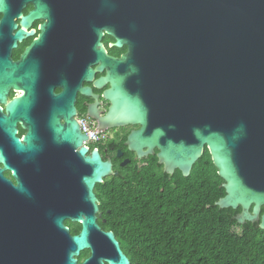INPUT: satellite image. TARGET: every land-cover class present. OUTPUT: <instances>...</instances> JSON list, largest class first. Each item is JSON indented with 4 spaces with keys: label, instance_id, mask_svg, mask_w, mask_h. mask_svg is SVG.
<instances>
[{
    "label": "water",
    "instance_id": "water-1",
    "mask_svg": "<svg viewBox=\"0 0 264 264\" xmlns=\"http://www.w3.org/2000/svg\"><path fill=\"white\" fill-rule=\"evenodd\" d=\"M97 12L103 22L111 14L116 47L128 45L109 57L97 31V70L105 72L97 87L108 86L109 103L97 131L138 125L127 150L137 160L155 155L169 175L189 176L207 150L225 192L215 205L239 208L238 224L264 230V0H98ZM12 77L0 56L2 103ZM24 89L0 115V264H130L97 223L94 188L117 175L111 161L98 151L85 156L86 148L70 157L64 146L81 137L51 119L44 133L31 127L20 141L15 120L32 124ZM65 221L80 231L71 234Z\"/></svg>",
    "mask_w": 264,
    "mask_h": 264
},
{
    "label": "flooded vegetation",
    "instance_id": "flooded-vegetation-1",
    "mask_svg": "<svg viewBox=\"0 0 264 264\" xmlns=\"http://www.w3.org/2000/svg\"><path fill=\"white\" fill-rule=\"evenodd\" d=\"M97 9L98 0H0V56L7 57L13 72L14 84L8 89L6 102L24 96V85L30 88L27 116L32 124L15 120L19 140L22 141L28 128L44 133L49 120H55L57 127L74 129L81 137L78 146H64L70 157L76 159V152L81 148H86L85 156L98 151L102 160L111 161L112 171L118 175L116 164L126 169L135 162L139 167L149 156L137 160L127 150L125 141L122 150L111 145L118 143L123 135L126 139L138 125L105 130L108 137L99 146L86 132L98 130V112L104 115L109 107L102 96L108 86L97 87V79L105 74L97 70L96 51L100 47L97 31L102 34L99 41L109 57L118 59L128 50L126 43L121 47L115 45L111 14L103 22L98 19ZM3 19L7 23L2 24ZM6 102H0V115L5 112ZM119 151L122 154L117 157ZM3 175L11 179L9 172L4 171ZM118 243L131 264L128 249ZM83 252L90 255L88 250Z\"/></svg>",
    "mask_w": 264,
    "mask_h": 264
},
{
    "label": "trees",
    "instance_id": "trees-1",
    "mask_svg": "<svg viewBox=\"0 0 264 264\" xmlns=\"http://www.w3.org/2000/svg\"><path fill=\"white\" fill-rule=\"evenodd\" d=\"M123 141L125 135L111 145L122 150ZM134 163L126 169L116 164L118 175L94 188L97 222L128 249L131 264H264V230L238 224L239 208L215 205L225 192L207 150L187 177L163 172L155 155L140 168ZM65 225L73 235L80 231L79 224ZM87 256L82 252L78 261Z\"/></svg>",
    "mask_w": 264,
    "mask_h": 264
},
{
    "label": "built area",
    "instance_id": "built-area-1",
    "mask_svg": "<svg viewBox=\"0 0 264 264\" xmlns=\"http://www.w3.org/2000/svg\"><path fill=\"white\" fill-rule=\"evenodd\" d=\"M84 128V127H83ZM85 131V129H84ZM89 136H90V139L92 141H95L97 144H101V142L105 141V139L108 137V133L106 131H94V132H91L89 133L88 131H86Z\"/></svg>",
    "mask_w": 264,
    "mask_h": 264
}]
</instances>
